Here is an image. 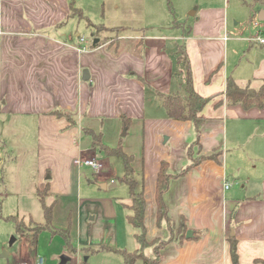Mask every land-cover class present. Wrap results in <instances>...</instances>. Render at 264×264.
Instances as JSON below:
<instances>
[{
  "label": "crops",
  "instance_id": "crops-1",
  "mask_svg": "<svg viewBox=\"0 0 264 264\" xmlns=\"http://www.w3.org/2000/svg\"><path fill=\"white\" fill-rule=\"evenodd\" d=\"M252 6L250 18L259 23L250 34L264 36V4ZM71 7L70 0H0V113L35 122L39 173L50 174L42 185L49 183L46 197L55 200L52 223L71 226L76 248L70 253L56 240L58 246L47 251L46 264H58L64 253L72 256L71 264H123L121 251L139 247L128 220L130 192L128 203L119 202L122 207L112 200L102 204L107 222L102 230L82 228L88 214L76 201L79 172L87 166L77 160L98 161L95 149L100 148L90 132L103 134L109 125L118 134L124 127L122 115L129 118V127L142 131L143 146L132 161L138 162V179L134 167L131 176L136 190L143 187L147 240L166 241L159 248L158 264H233L230 236L237 241L238 264H264V108L229 105L225 97L228 76L254 88L264 82V44L249 41L246 27L229 35L226 5L191 13L183 44L194 89L210 97L200 111L205 121L197 139L191 121L169 118L162 106L161 95H183L185 86L181 59L176 58L177 70L165 37L154 33L99 45H92L94 39L88 45L76 42L69 27L81 12L73 14ZM56 108L69 112L75 124L49 113ZM213 153L216 159L197 161V156ZM161 161L179 175L170 178L163 193L168 221L158 224L156 178ZM192 161L196 163L189 168ZM66 202L73 203V220L67 226L54 220ZM42 233L52 235L48 229L37 237L22 235L36 240ZM2 251L7 252L2 257L12 255L4 245ZM10 263L29 264L28 252L22 258L14 255Z\"/></svg>",
  "mask_w": 264,
  "mask_h": 264
},
{
  "label": "rangeland",
  "instance_id": "rangeland-1",
  "mask_svg": "<svg viewBox=\"0 0 264 264\" xmlns=\"http://www.w3.org/2000/svg\"><path fill=\"white\" fill-rule=\"evenodd\" d=\"M73 3L81 12V15L76 16L71 22L73 25L69 27L71 31L69 35L76 42L88 45L96 35L106 36L107 40H111L126 35L143 37L156 33L165 37L167 47L169 44L172 45L168 49L172 52L174 60L178 62L177 70L180 68V61L176 59L178 57L176 47L183 43L182 30L185 31L189 26L193 19L191 13L196 12L197 9L226 5L229 35L238 34L242 27H246L248 29L245 31V36H248L259 23L256 18H250L251 9L243 4L242 0H73ZM236 22L238 24H235ZM92 24H103L110 29L96 34ZM81 37L86 41L81 42ZM20 116L0 113V264H6V262L11 264L14 255L22 258L25 252H28L29 264H36L39 258L42 259L41 263L46 264L47 251L55 249L58 246L56 240L61 242L62 237L42 233L36 241L37 239L34 240L30 235L17 232L13 222L7 219V217L17 216L18 219H23L24 226L30 220L33 223H45L42 202L37 189L42 188V184L50 178V174L43 177V174L41 176L39 173L35 122L28 119L22 120ZM108 128L104 129L103 134L96 132L98 140L106 142L109 146L113 145L111 147H116L121 142L124 152L138 158V151L143 146L141 128L135 130L133 126H128L126 130V127H123L118 134H114L111 126L108 125ZM123 130L126 135H122ZM82 135L85 137L86 134ZM93 139L96 140L95 137ZM81 143L83 147L86 146L84 138ZM95 158L102 163V169L98 172L88 166L81 167L79 190L76 195V201L82 204L81 208L88 214L87 224L85 227L82 226L86 231L90 230V227L93 230L105 228L107 222L102 210L104 202L108 203L112 200L120 207L129 202V186L122 180L125 174L122 157L107 156L100 149H95ZM137 163V161L132 163L135 168L133 175L136 179H138ZM104 183L106 186L102 187ZM44 201L46 204L50 203L47 197ZM72 204V202H66L60 205L54 216L56 223L64 221L66 226L72 223ZM115 206L116 213L119 214L120 208ZM94 216L96 218L91 220L90 217ZM121 225L122 221L119 227ZM3 245L12 252L10 257L1 256ZM145 254L151 255L150 252ZM67 264H71V261Z\"/></svg>",
  "mask_w": 264,
  "mask_h": 264
},
{
  "label": "trees",
  "instance_id": "trees-1",
  "mask_svg": "<svg viewBox=\"0 0 264 264\" xmlns=\"http://www.w3.org/2000/svg\"><path fill=\"white\" fill-rule=\"evenodd\" d=\"M261 2L264 4V0H242V3L246 6H249L252 9V5ZM72 13L78 14V9L75 8L73 0H70ZM93 25V24H92ZM91 25V26H92ZM97 32H102L103 30L110 29L109 27L103 24H94L93 25ZM189 30V26L186 30H183V35L187 34ZM99 37V35H96ZM107 40V37H101L99 41L92 45H99ZM177 55L181 59L182 68L184 69V94H175L170 93L168 95H161L162 106L165 109L167 116L171 119L175 120H189L192 122L195 132L199 137V133L202 125L204 124L205 118L200 115V111L206 105V103L210 100V97H204L200 95L193 87L192 78L190 74V65L189 59L184 47V44H178L176 47ZM225 97L226 103L229 105L240 104L244 108L249 107H259L264 108V82L260 85L259 88H254L248 85H240L232 76H228L226 80V88H225ZM50 114H54L57 117H64L69 121L70 125H74L70 113L62 110L60 108L53 109L49 112ZM124 127H128L130 120L125 116H121ZM92 136L96 138L93 140V144L99 146L100 149L104 151L107 155H118L121 156L124 161L125 166V174L123 176V181L126 182L129 186L130 192V204L128 205L130 209V214L128 215L129 222L135 228L134 237L136 238L139 247L133 251L122 250L123 254V264H158L160 261L159 256V248L166 242L165 240H161L159 238H155L152 240H147L146 238V228L144 224V213H145V198L143 193V187L141 185L139 190H136L137 181L134 180L131 176L133 171L132 161L133 155L127 154L123 151L121 142L116 147H111L105 144H102L101 141L98 140L97 134H93ZM191 156V152L189 153ZM217 153H213L210 155H200L197 156V161L205 158H214L216 159ZM195 161L189 163L188 167L190 168ZM187 167V168H188ZM186 170L183 169L181 173H184ZM179 174H172L169 170V165L166 161L160 162V167L157 173L156 178V203H157V223L160 224L162 221H168L166 206L163 200V193L167 189L169 180L172 176H177ZM49 183L46 182L43 188H38L37 192H39L40 199L42 202L43 212L45 216V223H33L31 220L24 226L23 219H18L17 216L7 217V219L11 220L15 226L17 232L21 234H26L27 232L32 233L35 237L39 235L44 229H48L52 235H59L62 237L65 247L68 252H75L76 248L71 243V235L69 226L65 228L54 226L52 223L53 219V206L55 200H52L50 203L46 204L44 199L46 195H48ZM183 225V224H182ZM184 228V227H182ZM181 237H184L185 228L182 229ZM230 244V257L233 264H238V253H237V241L234 236H230L228 238ZM152 246L151 255L145 254L144 250L148 247ZM88 250V249H87ZM91 251H93L91 249Z\"/></svg>",
  "mask_w": 264,
  "mask_h": 264
},
{
  "label": "built area",
  "instance_id": "built-area-1",
  "mask_svg": "<svg viewBox=\"0 0 264 264\" xmlns=\"http://www.w3.org/2000/svg\"><path fill=\"white\" fill-rule=\"evenodd\" d=\"M249 41H256L259 42L260 44H264V36L261 35L259 32L255 34H250L248 37ZM81 42H84L85 39L83 37L80 38ZM79 49H82V47H79ZM78 163L84 164L87 166H90L92 169L95 171H99L102 168V164L94 159H85V160H77ZM230 186L229 182L225 181L224 182V188H228ZM38 264H42L41 260L38 262Z\"/></svg>",
  "mask_w": 264,
  "mask_h": 264
},
{
  "label": "water",
  "instance_id": "water-1",
  "mask_svg": "<svg viewBox=\"0 0 264 264\" xmlns=\"http://www.w3.org/2000/svg\"><path fill=\"white\" fill-rule=\"evenodd\" d=\"M258 18L261 19L260 16H258ZM98 40H99V38H94L93 44L97 43ZM169 46H170V44H169ZM88 77H89L88 71L86 69H84L82 71V79L86 80V79H88ZM124 134H125V130H123L122 135H124ZM114 184L115 183H113V185ZM102 187H104V185ZM191 235H192V231L188 230L186 233V237H190ZM6 253L7 252L4 251L2 255H6ZM71 260H72V256L64 253V254L60 255V261L58 264H66V263L70 262ZM84 260H86V258H84Z\"/></svg>",
  "mask_w": 264,
  "mask_h": 264
}]
</instances>
